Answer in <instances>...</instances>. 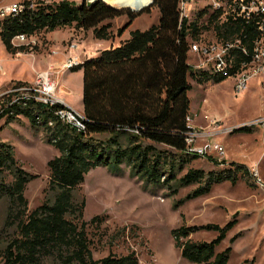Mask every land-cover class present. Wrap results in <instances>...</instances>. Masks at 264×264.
Listing matches in <instances>:
<instances>
[{"label": "trees", "instance_id": "trees-1", "mask_svg": "<svg viewBox=\"0 0 264 264\" xmlns=\"http://www.w3.org/2000/svg\"><path fill=\"white\" fill-rule=\"evenodd\" d=\"M115 1L137 11L114 7L103 0H94L90 5L86 0L80 4L62 0L0 22V42L7 53L14 55L25 50L11 45L17 35L30 38L42 30L76 27L90 31L96 40L107 41L113 37L108 21L126 17L127 22L116 30L117 37H121L151 7L159 12L157 25L130 32L129 38L118 46L72 68V72L82 71L84 134L62 124L42 104L28 101L9 105L8 99L2 106L0 117H5L6 123L25 117L32 128H42L46 143L59 153L47 163L53 202L45 201L28 211L24 190L35 176L17 164L10 144L0 142V174L7 170L12 176L11 184L0 182V199L9 202L5 225L17 232L0 250L2 264H139L134 252L93 258L87 222L83 220L84 201L76 204L72 195L93 169L104 167L122 175L125 165L130 177L140 180L143 189L151 193L164 189L173 196L181 188L197 185L185 200L207 194L214 184L228 180L234 183L238 173L242 172L248 181L251 177L246 167L236 163L218 172L188 169L178 177L186 165L199 158L185 152L190 131L188 78L199 84L225 80L191 71L188 41H196L202 31H213L218 39L226 38L229 27L221 29L217 25L218 14L208 15L207 24L199 27L205 11L197 13L189 24L183 21L179 25V0H152L143 8ZM253 131L254 128L243 127L232 133ZM101 222L98 216L90 220L91 224ZM230 225L231 222L223 228L212 224L182 226L171 233L174 246L189 263L227 264L230 248L219 253L215 249ZM202 229L218 231L219 235L210 242L192 241L190 236Z\"/></svg>", "mask_w": 264, "mask_h": 264}, {"label": "rangeland", "instance_id": "rangeland-1", "mask_svg": "<svg viewBox=\"0 0 264 264\" xmlns=\"http://www.w3.org/2000/svg\"><path fill=\"white\" fill-rule=\"evenodd\" d=\"M22 1L0 0V7ZM60 1L30 0V3L35 9ZM67 1L81 3V0ZM103 1L114 7H129L137 11L115 0ZM147 1L146 6L152 0ZM86 2L88 4L91 1ZM158 20L157 8L151 7L148 12L137 17L121 37H117L116 30L127 22L126 17L108 21L113 37L107 41L96 40L90 31L84 32L76 27H64L52 32L42 30L18 46L25 50L14 55L7 53L0 42V114L8 100V92L14 86L30 85L32 74L34 79L36 71H45L49 66L56 67L54 80L58 96L61 97L60 90L68 102L79 108V78L67 76L69 70H62L61 65L71 56L77 57L79 61L87 60V57L95 58L102 51L128 39L130 32L144 31L157 25ZM207 39H211L210 34ZM72 43L78 47L69 54L66 49ZM103 44L107 46L101 47ZM52 51L57 52L54 58L60 57L57 62L50 61ZM35 60H44L40 70L37 69L39 62L32 63ZM188 81L191 85L188 93L190 125L197 134L202 133L193 139V145L218 144L222 146L224 155L219 157L212 153L205 158L199 157L186 165L178 177L188 169L218 172L236 163L248 169L251 175L249 181L241 172L234 183L228 180L214 184L207 194L185 200L197 185L181 188L176 195L171 196L164 189L155 193L145 191L140 180L130 177V170L125 165L122 166V175H115L104 167L89 171L72 195L76 204L84 201L83 220L87 222L86 233L94 259L109 254L122 256L134 252L139 264H193L181 258L180 251L174 246L172 231L182 226L210 224L223 228L231 222L215 252L230 248L227 264H264V134L258 129L252 133L228 131L264 114V91L256 79L251 80L248 89L238 95L233 91L234 79H226L219 84L211 81L199 84L194 78H188ZM70 91L71 95L68 94ZM98 138L105 139V136ZM0 142L10 144L17 164L35 176L24 190L28 211L45 201L52 203L54 192L48 189L50 172L47 163L59 153L46 143L42 128H32L22 116L11 123H6V118L0 117ZM256 179H260L262 184L258 185ZM0 182L12 183V176L7 170L0 174ZM180 201L183 203L178 204ZM8 206V200L0 199V250L17 233L5 225ZM97 216L102 222L91 224L90 220ZM73 221L77 222L76 219ZM218 235V231L202 229L192 234L190 239L194 242H210ZM52 262L46 261L44 264H54Z\"/></svg>", "mask_w": 264, "mask_h": 264}, {"label": "built area", "instance_id": "built-area-1", "mask_svg": "<svg viewBox=\"0 0 264 264\" xmlns=\"http://www.w3.org/2000/svg\"><path fill=\"white\" fill-rule=\"evenodd\" d=\"M33 9L30 0L0 7V22ZM202 11L206 13L200 20L199 27L207 24L205 20L208 15L218 14L217 25L221 29L227 26L229 30L226 38L218 39L213 31H202L196 41H188V64L191 71L206 73L208 76L225 80L234 79L233 91L236 95L246 91L249 82L253 79L258 80V85L264 91V0H179V25L183 21L186 22V25L189 24L196 18L197 13ZM221 31L224 34L223 30ZM208 34L211 39H207ZM28 39L23 34L17 35L11 40V45L18 47L25 44ZM77 47L72 43L66 51L71 54L77 50ZM51 54L55 56L57 52L52 51ZM84 61H79L77 57L71 56L60 68L71 70ZM55 68L49 66L47 70L35 73L33 82L28 86H14L8 92L9 105L28 101L42 104L62 124L76 133L84 134L86 119L83 113L68 105L64 99L58 96V87L54 80ZM211 123L215 125L214 121ZM187 127L190 130L186 137L185 152L187 154L201 158L212 153L219 157L224 155L222 146L218 144L193 145V139L201 136L202 133L197 134L194 127L190 125V118H187ZM243 127L258 129L264 134V114L228 131ZM256 181L258 185L262 184L260 179H256Z\"/></svg>", "mask_w": 264, "mask_h": 264}, {"label": "crops", "instance_id": "crops-1", "mask_svg": "<svg viewBox=\"0 0 264 264\" xmlns=\"http://www.w3.org/2000/svg\"><path fill=\"white\" fill-rule=\"evenodd\" d=\"M126 32V31H125ZM125 32L123 33V35L125 34ZM122 35V36H123ZM2 44V43H1ZM107 46V44H103L101 47H106ZM2 47H3V45H2ZM6 51V50H5ZM50 57V61L51 62H57V60H60V57L59 58H54L55 56H52V55H50L49 56ZM90 57H93V56H90ZM87 59H90L89 57H87ZM56 60V61H55ZM35 62H39V67L37 68V69H41V67H42V65L44 64V60H41V61H39V60H35V61H32V63H35ZM31 63V64H32ZM50 63V62H49ZM33 66V65H32ZM34 70H35V67L33 68ZM72 70V69H71ZM71 70H69V72H68V74H67V76H69V75H71V76H74V77H78L79 78V87H78V89H77V92H78V96H79V98H80V107L79 108H76V107H74L70 102H68L67 100H66V98L63 96V95H65L63 92H61L60 90H59V94H60V96L62 97V98H64V100H65V102L68 104V105H70L71 107H73L74 109H76V110H78V111H80V112H82V71L81 70H79L78 72H72ZM40 71H42V70H40ZM40 71H36V73H38V72H40ZM32 76H33V74H32ZM31 76V82L30 83H32L33 81H32V79H33V77ZM26 79H28V78H26ZM34 80V79H33ZM225 81V80H224ZM223 81V82H224ZM222 83V82H221ZM68 94L69 95H71L72 94V92L70 91V92H68Z\"/></svg>", "mask_w": 264, "mask_h": 264}, {"label": "bare ground", "instance_id": "bare-ground-1", "mask_svg": "<svg viewBox=\"0 0 264 264\" xmlns=\"http://www.w3.org/2000/svg\"><path fill=\"white\" fill-rule=\"evenodd\" d=\"M117 1H120V2H126L136 8H143L146 6V4L148 3L147 0H117Z\"/></svg>", "mask_w": 264, "mask_h": 264}, {"label": "water", "instance_id": "water-1", "mask_svg": "<svg viewBox=\"0 0 264 264\" xmlns=\"http://www.w3.org/2000/svg\"><path fill=\"white\" fill-rule=\"evenodd\" d=\"M91 2H88V4L90 5L94 0H90Z\"/></svg>", "mask_w": 264, "mask_h": 264}]
</instances>
